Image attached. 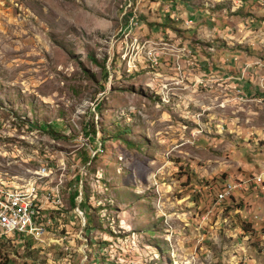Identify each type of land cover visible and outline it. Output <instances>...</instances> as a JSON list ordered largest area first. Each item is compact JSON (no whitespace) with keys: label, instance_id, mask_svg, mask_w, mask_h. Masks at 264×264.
<instances>
[{"label":"rangeland","instance_id":"rangeland-1","mask_svg":"<svg viewBox=\"0 0 264 264\" xmlns=\"http://www.w3.org/2000/svg\"><path fill=\"white\" fill-rule=\"evenodd\" d=\"M0 181V264H264V0H0Z\"/></svg>","mask_w":264,"mask_h":264},{"label":"built area","instance_id":"built-area-1","mask_svg":"<svg viewBox=\"0 0 264 264\" xmlns=\"http://www.w3.org/2000/svg\"><path fill=\"white\" fill-rule=\"evenodd\" d=\"M231 190V186L224 188L217 195V200L225 199ZM62 207L58 190H44L39 196V191L33 186L14 188L0 181V237L43 244L50 234L52 218L49 211L56 213ZM76 213L82 216L78 208Z\"/></svg>","mask_w":264,"mask_h":264},{"label":"trees","instance_id":"trees-1","mask_svg":"<svg viewBox=\"0 0 264 264\" xmlns=\"http://www.w3.org/2000/svg\"><path fill=\"white\" fill-rule=\"evenodd\" d=\"M128 20V19H127ZM126 20V21H127ZM104 70V69H103ZM40 127H41V129L43 130V131H45V132H48V133H50V134H53V135H57V132H56V130H55V125H52V124H48V125H46V124H41L40 125ZM87 161V160H86ZM85 161V162H86ZM78 196V190L77 189H75L73 192H72V194H71V201L73 202L74 201V199L76 198ZM85 200H86V197L84 198ZM74 203V202H73ZM82 206H84V204H81V207ZM89 226H91V220H86V227H87V229H89ZM3 237H0V242L1 241H3ZM6 240V239H5Z\"/></svg>","mask_w":264,"mask_h":264}]
</instances>
